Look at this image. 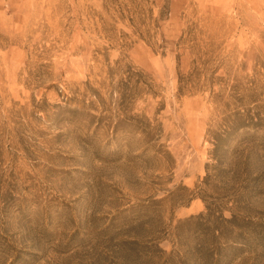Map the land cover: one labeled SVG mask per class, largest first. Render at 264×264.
<instances>
[{"label":"rangeland","instance_id":"1","mask_svg":"<svg viewBox=\"0 0 264 264\" xmlns=\"http://www.w3.org/2000/svg\"><path fill=\"white\" fill-rule=\"evenodd\" d=\"M0 264H264V0H0Z\"/></svg>","mask_w":264,"mask_h":264},{"label":"trees","instance_id":"2","mask_svg":"<svg viewBox=\"0 0 264 264\" xmlns=\"http://www.w3.org/2000/svg\"><path fill=\"white\" fill-rule=\"evenodd\" d=\"M111 1L117 2L118 0H111ZM133 20H134L133 18H130L131 22H134Z\"/></svg>","mask_w":264,"mask_h":264}]
</instances>
